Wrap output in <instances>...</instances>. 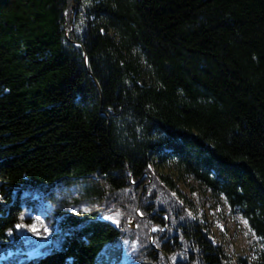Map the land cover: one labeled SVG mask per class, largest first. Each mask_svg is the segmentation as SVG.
<instances>
[{
    "label": "trees",
    "instance_id": "1",
    "mask_svg": "<svg viewBox=\"0 0 264 264\" xmlns=\"http://www.w3.org/2000/svg\"><path fill=\"white\" fill-rule=\"evenodd\" d=\"M80 178L99 204L54 245L20 196ZM188 178L252 256L195 217ZM0 264H264V0H0Z\"/></svg>",
    "mask_w": 264,
    "mask_h": 264
},
{
    "label": "rangeland",
    "instance_id": "2",
    "mask_svg": "<svg viewBox=\"0 0 264 264\" xmlns=\"http://www.w3.org/2000/svg\"><path fill=\"white\" fill-rule=\"evenodd\" d=\"M179 190L188 199L190 209L200 221H208L213 238L228 252L252 256L260 247V242L246 220L231 210L223 197H213L209 190L201 187L191 178L178 183ZM20 196L25 217L32 226L45 225L54 233L52 239L57 245L60 233L58 226L62 215H82L92 212L99 204L98 194L93 192L88 178L59 181L50 187H35Z\"/></svg>",
    "mask_w": 264,
    "mask_h": 264
},
{
    "label": "water",
    "instance_id": "3",
    "mask_svg": "<svg viewBox=\"0 0 264 264\" xmlns=\"http://www.w3.org/2000/svg\"><path fill=\"white\" fill-rule=\"evenodd\" d=\"M72 22H71V28H72ZM65 37L67 38V39H69V37H68V30H65ZM71 42H74L75 44H78L77 42H75V41H73V40H71V39H69ZM83 57L85 58V55H83ZM86 59V58H85ZM93 79V78H92ZM93 81H94V83L95 84H97V82L93 79Z\"/></svg>",
    "mask_w": 264,
    "mask_h": 264
},
{
    "label": "snow or ice",
    "instance_id": "4",
    "mask_svg": "<svg viewBox=\"0 0 264 264\" xmlns=\"http://www.w3.org/2000/svg\"><path fill=\"white\" fill-rule=\"evenodd\" d=\"M35 231V229H33Z\"/></svg>",
    "mask_w": 264,
    "mask_h": 264
}]
</instances>
